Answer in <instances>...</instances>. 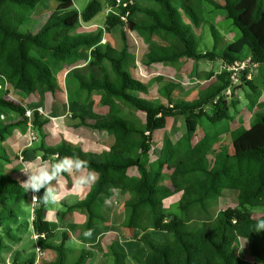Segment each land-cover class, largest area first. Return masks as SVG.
Masks as SVG:
<instances>
[{
    "label": "trees",
    "instance_id": "trees-1",
    "mask_svg": "<svg viewBox=\"0 0 264 264\" xmlns=\"http://www.w3.org/2000/svg\"><path fill=\"white\" fill-rule=\"evenodd\" d=\"M141 1L150 6L142 7ZM106 2L107 6L101 0H91L80 12L73 0H0V62H4L9 72V88L7 96L0 97V108L22 114L19 120L0 123V142L6 141L17 127L29 124L23 102L8 99L11 92L21 93L26 98L39 90L57 96L61 89L55 66L63 63L71 68L67 80L73 78L77 83L74 91L67 87V97L70 99L81 91L88 97L99 93L100 105L108 108L104 118L92 122L81 114L74 115L75 118L82 126L104 131L114 138L109 151L100 155L85 153L66 142L56 146L43 144L38 150L43 153V160L55 153L77 156L88 161L90 169L98 174L87 197L70 208L88 213L84 232L98 222L105 225L100 209L114 198L116 191H121L128 195L124 203V228L144 233L153 229L168 236L165 243L143 236L141 242L147 255L144 260L134 257L137 264H264V231L256 228L258 222L264 221V216L256 219L252 212L253 208H264V113L256 114L249 129L229 131L231 149L221 145L213 161L210 155L215 152L220 136L210 135L207 129V125L213 127L231 120L230 110L236 109L239 103L235 95L238 89L247 87L250 107L253 109L257 105L258 87L247 78L250 69L242 74L241 84L233 87L230 98L225 91L232 85V73L224 70L197 99L176 100L172 91L164 88L160 94L167 102L154 101L149 99V82L144 83L133 75L134 56L128 38L129 31L146 37L148 66L188 59L220 60L230 67L246 59L241 56L245 48L252 65H264V0H224L223 4L213 0ZM205 3L223 10L225 18L240 32L241 37L220 52L219 35L214 25L210 27L215 38L213 49L203 51L199 48L197 31L206 23ZM11 5L29 9L26 19L9 23L6 14ZM108 8L111 11L103 27L92 32L81 31V26L91 25ZM22 27L29 29L23 32ZM116 28H120L122 50L103 42L104 35ZM155 37L163 44L153 40ZM160 80L154 78L153 82ZM122 102L145 115L143 127L122 115ZM178 116L185 121L186 144L180 146L166 136L159 158L151 161L154 134L163 130L170 118ZM41 119V113L33 111L32 130L44 137L48 121ZM199 131L203 138L192 145ZM0 150V160L11 163L6 151ZM178 152L181 157L174 165ZM134 170L138 175L130 176ZM226 191L237 192L238 205L216 210ZM42 193L43 190L37 195ZM176 194H181L175 206L177 212L165 207V201ZM30 199V191L25 192L19 180L10 174H1L0 225L16 219L18 214L13 208ZM46 207L38 201L32 221L37 245L56 254L54 261L45 264H87L91 253L82 250L69 261L65 247L67 239L59 245L54 244L55 234L46 220ZM242 239L248 243L250 260L239 252ZM108 256H112L113 264H126L127 256L116 244L108 245ZM0 264L8 263L0 258ZM9 264H35V259L22 262L15 258Z\"/></svg>",
    "mask_w": 264,
    "mask_h": 264
},
{
    "label": "rangeland",
    "instance_id": "rangeland-1",
    "mask_svg": "<svg viewBox=\"0 0 264 264\" xmlns=\"http://www.w3.org/2000/svg\"><path fill=\"white\" fill-rule=\"evenodd\" d=\"M73 1L76 9L82 12L84 11V9L87 7L88 3L91 0H73ZM101 1L105 6H107L106 0H101ZM213 1H215L218 4L224 3V0H213ZM48 3H52L53 5H56L54 1H49ZM141 6L149 7L150 4L146 1H141ZM109 12H110L109 8L104 9L93 20V23L91 25L89 24V25L81 26L80 28L81 31L92 32L95 31L97 28L103 27ZM28 14H29V9L25 7L11 5L9 7V10L7 11L6 18L8 19L9 23L13 24L26 19ZM204 17L206 23L201 28V30L199 29L197 31V33L199 34L198 44L201 50L203 51L212 50L214 47L215 38L212 36V32L210 30L211 25H214L217 28V32L219 35L217 38L219 52L225 50L227 44L232 43L240 38V32L231 25L232 22L230 20L225 18V14L223 10H216L213 5H210L209 3H205ZM31 23L32 22H30V24ZM37 26H39V24H37ZM29 27L31 28V25ZM26 28L28 27H22L21 30L25 32L29 29ZM128 38L130 41V51L131 54L134 56V59L131 62V70L133 72V75L135 78H137L138 80L144 83L148 84L149 82V84L151 85L150 87L151 94L149 99L154 101H162L165 103L167 102L165 98L162 97L160 94V90L164 88L165 89L168 88L169 90H171L176 100L191 101L197 99L201 94L204 93V91L208 86H212L215 83L217 76L226 68L224 62H221L220 60L194 61L188 59H182L179 63H175V64L158 63L148 66L146 64L147 62L146 53L149 49V44L147 43L146 37L143 34H138L137 32L129 31ZM153 40L163 44V42L156 37ZM103 42H109L114 48L118 50H122L123 41L121 40L120 37V28L114 29L110 34H105ZM248 54L249 51L245 48L241 56L247 57ZM0 69L2 70L3 73V76L0 77V97H5L7 96L6 91L9 88V84H8L9 72L3 61L0 62ZM55 69H56V74L58 76V78L56 79L57 81L59 80L61 85L60 87L61 91L59 93H61L64 97H67V92H68L67 87L69 88L70 91H74L77 87V83L73 78L71 79L68 78L67 80L66 75L69 73L68 72L67 74H65V72L69 70L67 65H64L63 63L58 64L55 66ZM154 78H161V80L159 82H153ZM244 89L247 90V92L250 91L247 87H244ZM44 94L45 93L43 91L39 90L37 93L33 94L32 97L30 96L31 98H28V102H32V103L36 102V103L33 104L34 109H32L33 107L24 106L25 113L27 111H35L39 107L43 106L44 103H42L40 106H37V104L40 102V99L42 96H44ZM227 97L230 98V96ZM8 99L18 103H22L24 102L23 100L26 99V97H24V95H22L21 93L11 92V94L8 96ZM74 99H77L78 101L84 100L86 104V106L84 107V111L85 112L89 111V113H92L95 116L106 115L108 112L107 107H102L100 105L99 93H93L91 94V96L88 97V94L85 91H81V94H75L73 97L71 95L70 100L74 101ZM245 100L248 101L247 98ZM66 108L68 109L67 105ZM120 108L122 109V115L124 117H126L128 120L132 121L133 123L143 127L145 123V115L143 113L136 111L130 105L124 102L120 104ZM251 109L252 107H250V110ZM42 111L44 112L43 109ZM236 113L237 110L235 108L234 109L232 108L230 110V115L232 118H234L233 120L231 119L230 121H224L223 123L214 125L213 127L207 125L208 133L210 135L219 136L222 134V136L220 137L219 144L215 146V150H214L215 152L210 155L211 161H213L215 153H217V150L221 145L231 149V139L228 136V132L234 123H239L238 121L240 118L235 117ZM21 116L22 114L18 112L11 111L9 109L0 108V123L19 120L21 119ZM41 116H42L41 120L43 121L50 119L49 117L44 116V114H41ZM249 122L250 119H245V120L243 119L242 121L243 124L242 123L241 124L242 126H247ZM49 128L54 129L56 128V125L52 124V126L50 125ZM14 130H15V136H14L15 139L13 138L8 140V138L10 137L8 136L6 140H8L9 142L5 143V147L9 149L10 154L12 155V157H14V159L17 155L18 157L19 156L25 157V151L23 150L20 153V145H19V138L21 137L25 138L24 136L25 132H28L27 139L29 140V143L35 142L36 139L39 141L40 140L39 138H43L40 132L33 131L35 133L36 139L32 141L29 136V131H30L29 125H26L24 127L23 126L17 127ZM90 130L91 129L86 131H90ZM185 131H186V125L182 117L178 116L175 118H170L167 122V126L163 130H159L154 134L152 151L150 152L149 155L150 160L155 161L159 158L163 141L166 136L169 137L174 143H177L180 146L186 144L184 142V139L187 138L185 136ZM87 133L89 134L90 132ZM92 133L94 134L96 132H92ZM202 138H203V134L201 131H199L192 145L196 144ZM87 141L89 140L87 139ZM0 148H2L1 145ZM180 157L181 154L180 152H178L175 157V160L173 161L174 165L179 162ZM16 165L18 166L19 163L17 162V164H15V168L12 169L13 167H11L10 168L11 171H8L5 169V166H8V163L4 162L3 160H0V175L4 173L6 174L12 173V171H17ZM135 172L137 173V171ZM17 177L21 178L22 174L21 175L19 174V176ZM167 183H170V181L167 180ZM31 193L32 192L30 191L31 200H32ZM175 202L176 200L173 203ZM218 204L219 205L216 208V210H224L227 208L236 207L238 205L237 192L226 191L219 199ZM172 205L174 204H171L168 207V209L169 210L173 209L174 211L177 212L178 208ZM36 207L37 204L35 205V203H33L32 201L24 202L20 206H15L13 209L15 213L18 214L17 218L14 219L12 222H6L3 226L0 225V247H2L0 249V258L4 263L9 264L15 258L23 262L29 258H34L36 260V257L37 259L43 257L42 253H44L45 251L37 245L35 241L36 236L30 229V225L32 223L31 221L33 217V211ZM8 208L9 206L7 207V209ZM1 211H2V205L0 204V212ZM252 212L256 219H259L264 216V208H253ZM157 234L158 233L153 234L154 237L157 236ZM58 239L62 240L61 235L54 238L56 244H59ZM69 246H71V243ZM247 246H248L247 241L242 239L240 241L239 252L246 260H250L249 256L247 255ZM38 249H41V252ZM75 250L76 248L74 246L69 247V250L67 251V256L69 261L75 259L77 257V254H79L78 252L75 253L76 252ZM143 251H145L144 246L139 244L138 248L136 249V252L138 253H136L134 257L140 259L142 256H144L142 255ZM128 260L129 259L126 260V264H137L135 260L132 259H130L129 261Z\"/></svg>",
    "mask_w": 264,
    "mask_h": 264
},
{
    "label": "crops",
    "instance_id": "crops-1",
    "mask_svg": "<svg viewBox=\"0 0 264 264\" xmlns=\"http://www.w3.org/2000/svg\"><path fill=\"white\" fill-rule=\"evenodd\" d=\"M248 59H250V54H248L245 60ZM70 71L71 68H69V70L65 72V74ZM56 78H58L57 74ZM249 79L253 81L254 84L258 87V103L256 106H254L253 109L250 110L249 102L245 100L246 94L248 93L247 90L242 88L235 91V95L239 101L236 108L237 113L235 117H238L240 119L238 121L239 123H234L229 131L249 129L256 114L264 113V65H254L249 72ZM58 84L60 85L59 80ZM59 87H61V85ZM31 97H27L26 99H24L23 104L24 106L33 107L32 109H34L33 104L36 102H28V98ZM81 101H78L77 99L71 101L68 97H64L61 93H58L55 97L50 93H45L44 96L41 97L40 102L37 104V106H40L42 103H44V105L39 108L44 110V116L50 118L47 120L48 122L43 130L45 136L43 138H39V141L36 139V141L31 145V143H29V140L27 139L28 132H25V138H19L20 153L24 150L25 157H18L17 155L15 159L10 154L9 149L5 147V143L9 142V139L14 138L15 130L12 132V135H10L8 140H6L5 142H1L0 144L2 149L6 151L11 159V163H8V166H5V169L11 171L10 168L13 167L12 169H14L15 164H17V162L19 163L18 166L16 165L17 171L7 173L15 177L17 180H19V182L24 181L26 179V176H24L20 172L23 168L24 162L28 160L37 161V163L44 161L42 159L43 153L38 151L43 144L46 146H56L61 144L62 142H66L81 148L85 153L96 155H100L105 151H109V149L114 144L113 136L104 131L101 132L87 126H82L80 124V120L76 119L74 116L76 114H81L85 116L89 120V122H92L97 119L104 118L106 115L95 116L92 113H89V111L85 112L84 107L86 106V104L84 100ZM66 105L68 106V109L66 108ZM231 119L233 120L234 118L231 117ZM243 119H250V122L247 126H242ZM52 124L56 125V128L50 129L49 126H52ZM89 129L91 130L86 131ZM87 132L90 133L88 134ZM92 132L96 133L93 134ZM219 136L221 137L222 134ZM228 136L230 137L229 133ZM87 139L89 141H87ZM19 174H22L21 178L17 177L19 176ZM75 175L76 174H69L66 172L58 181H53V185H58L61 195L54 205H48L46 207V220L50 223L51 230L55 234L54 238L61 235L62 240L58 239L59 244L62 243L63 239H67L65 242L66 252L69 250V247L74 246L76 248L75 253H80L82 250L91 253V257L88 260L87 264H113L112 256H108V245L116 244L117 248L121 252L126 254L127 259L133 260L135 254L138 253L136 252L138 245L140 244L144 246V244L141 242V238L143 236L146 235L159 243H165L168 241V236L165 232H159L150 229L146 233H144L140 230L133 231L123 227V223L126 218L124 203L128 195L126 196V194H123L121 191H116L114 198L110 201H107L100 209L101 215L106 220L105 225H102L99 222L96 223L92 228L93 232L91 237H84L83 233L85 231V225L88 221V213L85 210L70 208L74 207L76 204L83 201L87 197L94 183L82 192L75 191L73 190V181L75 179ZM137 175L138 173H136L135 171L130 172V176ZM168 184L170 185V183ZM180 198L181 194H176L168 198L165 201V207L168 209L171 204H174L172 206L175 207ZM175 200L176 202L173 203ZM30 201L32 200L30 199ZM30 229L34 233L32 223L30 225ZM155 233L158 234L154 237L153 234ZM53 241L55 240L53 239ZM70 243L71 246H69ZM54 244L59 245L56 244V241L54 242ZM145 251L142 252V255L144 256H142L141 258L139 257L141 260H144L147 255V251L146 253ZM42 254V258L37 259L36 257L35 264H45L47 262H52L55 260L56 254L53 251H45Z\"/></svg>",
    "mask_w": 264,
    "mask_h": 264
},
{
    "label": "clouds",
    "instance_id": "clouds-1",
    "mask_svg": "<svg viewBox=\"0 0 264 264\" xmlns=\"http://www.w3.org/2000/svg\"><path fill=\"white\" fill-rule=\"evenodd\" d=\"M26 179L20 182L25 192L31 191L32 202L37 201L45 206L54 205L60 195L58 185H53L54 180H59L63 173L76 174L73 181V190L82 192L89 188L97 179V174L91 170L88 161L80 159L77 156H61L55 153L49 160L40 163L28 160L24 162L20 171ZM43 190L42 195H36ZM257 231H264V221L257 223ZM93 230L84 232L85 237H91Z\"/></svg>",
    "mask_w": 264,
    "mask_h": 264
},
{
    "label": "built area",
    "instance_id": "built-area-1",
    "mask_svg": "<svg viewBox=\"0 0 264 264\" xmlns=\"http://www.w3.org/2000/svg\"><path fill=\"white\" fill-rule=\"evenodd\" d=\"M124 6L127 7L128 5L125 4ZM123 20L126 22L127 21V16L124 17ZM253 66L254 65L251 64L250 59H248V60H245V61H242V62H237L234 65L225 68V70H227V71H229V72L232 73V76H231V83H232V85H231V87L227 91H225V95L226 96H230V97L232 96V89H233V87L239 86L241 84V82H242V80H241L242 74L246 70L251 69ZM247 78L249 79V75L247 76ZM37 110L41 114H44V112L42 111V109H37ZM32 114H33V111H27L25 113V115L29 118V124L28 125L30 126V133H29L30 134V139L32 141H34L36 139V136H35V133L32 130V126H31ZM32 195H33V193H32ZM37 203H38V201L35 203V205ZM36 239H37V236H36ZM38 250L41 252V249H38Z\"/></svg>",
    "mask_w": 264,
    "mask_h": 264
}]
</instances>
